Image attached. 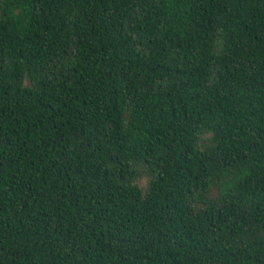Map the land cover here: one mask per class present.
I'll return each mask as SVG.
<instances>
[{"label": "trees", "instance_id": "trees-1", "mask_svg": "<svg viewBox=\"0 0 264 264\" xmlns=\"http://www.w3.org/2000/svg\"><path fill=\"white\" fill-rule=\"evenodd\" d=\"M0 264H264V0H0Z\"/></svg>", "mask_w": 264, "mask_h": 264}]
</instances>
